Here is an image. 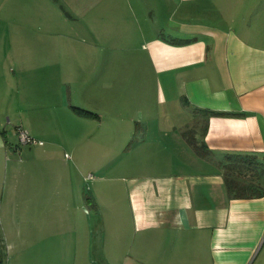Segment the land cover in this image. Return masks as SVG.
<instances>
[{"label": "crops", "instance_id": "crops-1", "mask_svg": "<svg viewBox=\"0 0 264 264\" xmlns=\"http://www.w3.org/2000/svg\"><path fill=\"white\" fill-rule=\"evenodd\" d=\"M66 1L78 28L58 8L50 30L46 0L1 13L2 264H264V195L224 183L229 155L264 160V0ZM88 66L96 117L71 107ZM186 112L205 154L170 123Z\"/></svg>", "mask_w": 264, "mask_h": 264}, {"label": "rangeland", "instance_id": "rangeland-1", "mask_svg": "<svg viewBox=\"0 0 264 264\" xmlns=\"http://www.w3.org/2000/svg\"><path fill=\"white\" fill-rule=\"evenodd\" d=\"M22 1L24 2H28L30 0H0V18H1V13L3 14H8L10 13L11 11H17L15 9L11 10V2H14L16 3V8H19V10H21L22 8L25 7V4H22ZM48 1V10H44L45 13H48V17L46 19L47 21V27H49V29H54V28H62L63 26L60 24V21H59V18L61 16H59L58 14H56L58 16V20L55 16H53V14H55L57 12V9L58 8H61L63 11V18L64 19H75L76 18V15L68 8L69 6L67 5V1L66 0H46ZM75 12V11H74ZM3 21V20H2ZM0 21V28L2 31H6L7 30V21L5 22H2ZM81 19H75V20H72L71 22L75 23V26L78 28V24L77 23H81ZM13 23V28H19L18 26V21H9V25ZM70 26H68V28H70ZM66 30V28H65ZM1 33V31H0ZM81 38L82 41H85V40H88L89 38L91 37H86V36H82L80 35L79 36ZM80 39L78 38V40L74 41L73 43L79 48L78 49V54H79V57L81 59H86L85 57H87V53L84 51V46H83V42L82 41H79ZM10 66V65H9ZM12 67H10L11 69L15 68L13 67V65H11ZM10 70V69H9ZM86 72L87 74L89 75H84L82 78L87 80L88 81V78L91 79V66H88L86 68ZM81 75V74H80ZM35 77V76H34ZM80 84L79 87L81 88L82 86H84V84L82 82L78 83ZM67 85V84H66ZM88 85V88L87 89H84V92H85V95H82L81 98L82 99H74V103H71V104H76L75 106H79V107H82L84 108V105L85 106H88L89 108H91V83L88 81L87 84ZM86 85L84 87H86ZM34 86V84H33ZM68 86V85H67ZM69 87H73L72 84H69L68 88ZM76 88H78V86H76ZM6 89V87L4 88ZM29 92L33 93V89L32 87L29 89ZM87 93H89L90 95H86ZM34 94V93H33ZM81 93H78L77 96L80 97ZM72 101V102H73ZM76 102V103H75ZM81 104V105H79ZM164 106V104L161 105V108ZM87 109V108H86ZM176 110H179V107H176ZM170 123H175V125H178L180 123H184L186 122V135L187 137L190 139H192L196 144L198 145H201L202 144V141L200 139V132H199V124L196 122V118L194 115L192 114H188V112H186L185 114H179V113H175V115H170ZM169 117H162L160 118V121L158 122L159 124H157L159 127H165V125H167V121L169 119ZM156 121V120H155ZM193 122V123H192ZM157 123V121L155 122ZM165 129V128H164ZM162 129V130H164ZM188 129V130H187ZM160 136V138L164 141L163 138H165V135L164 133H159L158 134ZM111 137H112V134H111ZM114 140L115 139V134L113 135V137L111 138V140ZM190 145V144H189ZM187 152L190 151V153H194L195 149L193 148V146L191 147V149L188 147L186 148ZM115 154H113L114 156ZM185 155V154H184ZM186 156V155H185ZM114 162L112 164H107V168L105 167V172L104 174L106 173L107 176H109L110 178L112 179H115V182H120V176H122V171L120 170V167L122 165H119V158L118 156H116ZM193 168H194V165H193ZM111 179V180H112ZM114 181V180H112ZM114 182V183H115ZM118 185V184H116ZM86 186H93L92 182L90 183H87ZM90 232V235H91V230L89 231ZM95 234H96V230H95ZM88 235V230H87V227L85 228V230L82 232H80V237L81 238H86ZM84 241V240H82ZM73 242L72 241H69V242H55V243H50L48 242L47 243V247L48 249H56V250H61V249H65L66 247H68L69 249H71V251L74 250V244H72ZM79 248V252H83L81 251V248L82 247H78ZM73 249V250H72ZM4 257L6 258V254L4 253ZM5 258H4V262H5ZM144 264V263H143Z\"/></svg>", "mask_w": 264, "mask_h": 264}, {"label": "trees", "instance_id": "trees-1", "mask_svg": "<svg viewBox=\"0 0 264 264\" xmlns=\"http://www.w3.org/2000/svg\"><path fill=\"white\" fill-rule=\"evenodd\" d=\"M82 116L96 117L97 113L79 106H71ZM189 143L200 154L207 153L204 142L196 144L191 138ZM229 161L224 164V183L227 192L233 198L264 195V160L258 159L253 153L229 155ZM0 264L2 255L0 253Z\"/></svg>", "mask_w": 264, "mask_h": 264}, {"label": "built area", "instance_id": "built-area-1", "mask_svg": "<svg viewBox=\"0 0 264 264\" xmlns=\"http://www.w3.org/2000/svg\"><path fill=\"white\" fill-rule=\"evenodd\" d=\"M18 137L19 140L23 143H39L41 144L42 141L38 140L36 138H34L33 136H31L26 130L22 129V128H18ZM91 175L89 174L88 177H90Z\"/></svg>", "mask_w": 264, "mask_h": 264}]
</instances>
